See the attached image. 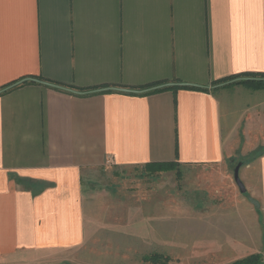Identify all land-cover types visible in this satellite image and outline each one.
<instances>
[{
  "label": "crops",
  "instance_id": "0c3cea01",
  "mask_svg": "<svg viewBox=\"0 0 264 264\" xmlns=\"http://www.w3.org/2000/svg\"><path fill=\"white\" fill-rule=\"evenodd\" d=\"M261 73L264 0H0V264H134L143 227L89 222L83 187L156 164L206 182L167 248L264 260V88L212 85Z\"/></svg>",
  "mask_w": 264,
  "mask_h": 264
},
{
  "label": "rangeland",
  "instance_id": "374dc122",
  "mask_svg": "<svg viewBox=\"0 0 264 264\" xmlns=\"http://www.w3.org/2000/svg\"><path fill=\"white\" fill-rule=\"evenodd\" d=\"M182 174L173 168L156 172L145 168L97 170L88 177L89 183L86 182L83 187L84 202L91 207L88 221L93 224L121 223L143 227L144 232H139L138 235L144 236V244L135 249L138 257H135L134 264H140L139 253L143 256L160 253L170 259L169 264H222L231 260L235 262V258L240 257L244 249L217 245L205 248L200 244L191 248L177 245L169 249L165 246L168 245V237H171L174 243L183 244V241H189L194 234H199L193 229H199L200 204L205 194L203 191H207L206 182L198 177L185 181ZM153 228L157 230L153 232ZM152 236L159 237L158 249H154L156 241L152 243ZM251 256H256L251 260L254 264H264L260 254Z\"/></svg>",
  "mask_w": 264,
  "mask_h": 264
},
{
  "label": "trees",
  "instance_id": "16d2710c",
  "mask_svg": "<svg viewBox=\"0 0 264 264\" xmlns=\"http://www.w3.org/2000/svg\"><path fill=\"white\" fill-rule=\"evenodd\" d=\"M232 82L231 84H238V85H245V86H249V88H253V89H260V88H264V74H245V75H238V76H232V77H228L225 79L219 80V81H215L214 83H212V85L217 86V85H222L225 83H229ZM164 83H159V84H153V85H149V87H143V88H152L155 86H159L162 85ZM8 88V87H7ZM174 90V88H163L160 90H156L149 92L150 93H156V92H161V91H165V90ZM190 90H197V91H207V88H187ZM2 89H0L1 91ZM139 90H144L139 88ZM175 91V90H174ZM174 167H176V165L174 164H156V165H146L145 169H147L148 171H160L162 169H174ZM256 256H250L248 258H244L240 261L234 262L232 264H254L252 260V258H254ZM145 261L150 262L152 264H168V262L170 261V259L168 257H163L160 254H153V255H149L148 257L144 258Z\"/></svg>",
  "mask_w": 264,
  "mask_h": 264
},
{
  "label": "water",
  "instance_id": "95a60500",
  "mask_svg": "<svg viewBox=\"0 0 264 264\" xmlns=\"http://www.w3.org/2000/svg\"><path fill=\"white\" fill-rule=\"evenodd\" d=\"M42 84H43V85H46V86L56 87V86H54V85H49V84H47V83H42ZM226 84H227V83L222 84V85H219V87H220V86H223V85H226ZM165 86H166V85H164V86H159V87H156V88H153V89H149V90L138 91V92H136V91H124V92H126V93H133V94H142V93H145V92L153 91V90H155V89L157 90V89L164 88ZM167 86H170V85H167ZM238 173H239V165L236 166V167L234 168V171H233V179H234L235 185L237 186V188H238L240 194H241V195H245V194H246V189H245L244 185L241 183V181H240V179H239V176H238ZM246 199H247V201H248L251 205L254 206V208H255L256 210L259 208V205H257L258 203H257L255 200H253L251 197L246 196Z\"/></svg>",
  "mask_w": 264,
  "mask_h": 264
}]
</instances>
